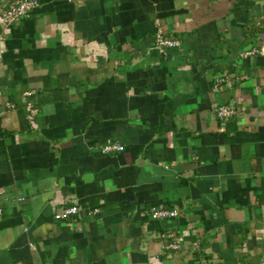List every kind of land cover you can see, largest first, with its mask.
I'll list each match as a JSON object with an SVG mask.
<instances>
[{
	"label": "crops",
	"instance_id": "crops-1",
	"mask_svg": "<svg viewBox=\"0 0 264 264\" xmlns=\"http://www.w3.org/2000/svg\"><path fill=\"white\" fill-rule=\"evenodd\" d=\"M9 1L0 264H264V0H39L6 27ZM159 31L181 46L158 49Z\"/></svg>",
	"mask_w": 264,
	"mask_h": 264
},
{
	"label": "built area",
	"instance_id": "built-area-1",
	"mask_svg": "<svg viewBox=\"0 0 264 264\" xmlns=\"http://www.w3.org/2000/svg\"><path fill=\"white\" fill-rule=\"evenodd\" d=\"M40 6L39 0H10L7 3L6 7L1 11V22L6 27H11L22 20L28 18L38 7ZM261 28L264 31V22L261 24ZM1 40V36H0ZM181 41L176 38H170L163 34V32L159 31L156 35L155 45L158 49L165 48H173L181 46ZM259 52L258 49L252 48L246 52L242 53V56H252L255 53ZM237 81H241L246 78L245 74L238 75L230 74V75H220L217 77L216 81L213 84V91L219 92L223 85L232 82V79ZM32 95V91L24 92L23 97L29 98ZM26 107L28 110L27 119L32 122L35 120L36 115L38 113V108L30 102H26ZM16 103L10 100L0 101V118L1 116L9 111L16 109ZM240 106H237L233 103L217 105L214 108V111L217 114V117L220 121L226 122L231 118L237 116L239 113ZM125 149L124 145L118 139H109L107 140L103 146L102 151L104 153H114V152H122ZM24 197H19V201H24ZM78 206H72L63 209L59 213L55 215L58 219H68L72 215H76L79 212ZM99 212V209H95L93 213ZM2 213V208L0 205V214ZM178 215V211L176 209H167L165 207H153L150 209L149 216L155 220H167L172 219ZM164 240L167 241V248L179 249L180 248V237L174 231L163 232L161 236Z\"/></svg>",
	"mask_w": 264,
	"mask_h": 264
},
{
	"label": "trees",
	"instance_id": "trees-1",
	"mask_svg": "<svg viewBox=\"0 0 264 264\" xmlns=\"http://www.w3.org/2000/svg\"><path fill=\"white\" fill-rule=\"evenodd\" d=\"M263 21H264V20H263ZM263 21H262V22H263Z\"/></svg>",
	"mask_w": 264,
	"mask_h": 264
}]
</instances>
